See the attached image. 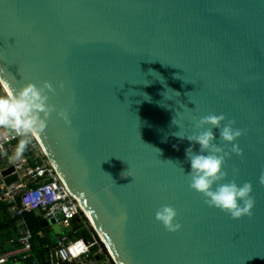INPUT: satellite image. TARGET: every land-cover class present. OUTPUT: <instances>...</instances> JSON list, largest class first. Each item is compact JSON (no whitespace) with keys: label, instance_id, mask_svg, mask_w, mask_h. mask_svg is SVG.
<instances>
[{"label":"water","instance_id":"1","mask_svg":"<svg viewBox=\"0 0 264 264\" xmlns=\"http://www.w3.org/2000/svg\"><path fill=\"white\" fill-rule=\"evenodd\" d=\"M0 69L10 93L48 81L68 109L70 126L53 112L37 138L115 264H264V0H0ZM209 114L246 130L225 171L253 185L251 219L189 188L200 146L174 134ZM163 205L177 233L156 221Z\"/></svg>","mask_w":264,"mask_h":264},{"label":"clouds","instance_id":"2","mask_svg":"<svg viewBox=\"0 0 264 264\" xmlns=\"http://www.w3.org/2000/svg\"><path fill=\"white\" fill-rule=\"evenodd\" d=\"M59 87L63 90L64 85L60 84ZM48 93L55 94V89L50 82L44 81L39 87L34 83H27L15 93L0 96V129L4 130L5 135L20 138L14 160L21 159L31 140L45 132L51 113L55 112L66 125H71L68 109L57 110L55 105L49 102ZM193 120L198 132L189 136L179 132L174 134L200 146L198 154L191 147L186 150L187 159L191 164V172L185 174L190 190L201 195L208 207L230 215L233 220L243 217L251 219L256 205L252 195L253 185L251 182L238 185L235 179L229 181L228 172L225 171L226 162L232 154L243 157V150L236 141L246 134V130L235 127L236 121L227 120L223 114H209L199 120ZM173 123L175 124V120ZM214 129L219 131V143ZM228 145L231 147L226 151ZM181 170L184 171L182 168ZM125 173V177L131 176ZM232 174L237 176L239 169H233ZM259 184L264 186V172L259 176ZM177 217L178 213L171 205H163L155 213L156 221L172 234L183 227Z\"/></svg>","mask_w":264,"mask_h":264},{"label":"built area","instance_id":"3","mask_svg":"<svg viewBox=\"0 0 264 264\" xmlns=\"http://www.w3.org/2000/svg\"><path fill=\"white\" fill-rule=\"evenodd\" d=\"M3 132L0 129V165L14 167L18 180L12 184L3 181L0 185V200L6 201L9 214L18 220L19 246L0 253V264H17L33 254V233L22 219L23 214L30 211H41L48 221L55 218L63 227L64 233L58 236L57 252L60 261L81 263L85 257H91L81 264H109L110 261L115 264L110 254L104 255L103 242L97 231L95 235L90 229L89 236L78 239L71 238L69 232H66L74 231V219L89 218L79 200L63 183L39 139L33 138L29 143L30 152L14 160L16 149L12 145L19 137L12 138ZM2 170L0 168V175ZM94 247L98 249L96 254L92 252Z\"/></svg>","mask_w":264,"mask_h":264},{"label":"trees","instance_id":"4","mask_svg":"<svg viewBox=\"0 0 264 264\" xmlns=\"http://www.w3.org/2000/svg\"><path fill=\"white\" fill-rule=\"evenodd\" d=\"M20 139V138H19ZM19 139L16 140L14 143L18 145L19 143ZM29 147L27 146L25 151L26 153H29L30 150L28 149ZM0 211H2L4 218H3V222L0 224V227H10L13 226V221L11 220L9 214H8V208L5 205H1L0 204ZM6 214H8V217L5 216ZM43 214V213H42ZM37 215L34 212H25L23 214L25 220L27 221L29 228L31 229L32 233H33V253L35 254V256H39V260L41 262V264H53L52 261V251L53 249L58 250V245L54 244L52 245L45 236L40 235L41 231H43V227H42V219H43V215ZM83 221L88 222V220L85 218V220H78V219H74L73 221V225H74V231L72 232V238H80V237H87L90 235V231L89 229H87L85 227V224H83ZM91 231L93 232V230L91 229ZM36 243L39 245L37 246ZM105 253L107 254V249L105 247L104 244H102ZM98 251V249L96 247L93 248L92 252L93 254ZM97 257V255H96ZM103 258V257H102ZM60 264H65L63 262H61Z\"/></svg>","mask_w":264,"mask_h":264},{"label":"crops","instance_id":"5","mask_svg":"<svg viewBox=\"0 0 264 264\" xmlns=\"http://www.w3.org/2000/svg\"><path fill=\"white\" fill-rule=\"evenodd\" d=\"M28 147H29V144H28ZM12 148L16 149L17 148V144L13 143ZM24 153H26V152H24ZM4 167L6 168V164L5 165H3V164L0 165V168L3 169L2 171L5 170ZM1 175H2V172H1ZM1 175H0V185L3 183V181H5L3 175L2 176ZM0 204L1 205L3 204V205H5L8 208V204L6 203V201L0 200ZM30 212H34L37 215H41L42 214L41 211H30ZM8 214H9V210H8ZM8 214H6L5 216L8 217ZM9 216H10L11 220L14 223H13V226H10V227H0V253L4 252L6 250H9V249H13L14 247L19 246V244L17 243V239H18V236H19L18 220L14 219L10 214H9ZM3 218H4V215H3L2 211H0V224L3 222ZM22 219L24 220L25 224L29 228V225H28L27 221L25 220L24 216L22 217ZM43 219H44V216H43ZM80 222H83V221H80ZM83 224H85V227L87 229L90 228L88 222H85V223L83 222ZM53 226L54 225L51 224V225L45 227L42 224V227H43L44 230L41 231L40 235L45 236L46 239L52 245H54V244L58 245V236L56 235L57 231L55 233L53 232ZM30 231H31V229H30ZM66 232H69V235L72 238V232L73 231L68 230ZM73 239H78V238H73ZM36 245L39 246L37 243H36ZM89 258H91V257H89ZM89 258L85 257L83 259V261H80V262L83 263L84 261H87ZM61 262L62 261H60V263ZM63 263H65V264H81V263H66V262H63ZM7 264H16V263L9 262ZM17 264H41V262L39 260V256H35V254L33 253L27 259L22 260L20 263H17Z\"/></svg>","mask_w":264,"mask_h":264},{"label":"rangeland","instance_id":"6","mask_svg":"<svg viewBox=\"0 0 264 264\" xmlns=\"http://www.w3.org/2000/svg\"><path fill=\"white\" fill-rule=\"evenodd\" d=\"M5 94H6V92L4 91L2 85H0V96H3ZM88 224H89L90 229H92L94 231V234L96 235V232H95L96 230L94 229V227L92 226V224L89 220H88ZM58 228H59V230H57V225H54L53 226V232L55 233L56 231H58V232H56V235L60 236L64 233V229L59 223H58ZM109 254H110L109 252H107V254H106L104 251L105 256H109ZM109 264H112L111 261L109 262Z\"/></svg>","mask_w":264,"mask_h":264},{"label":"bare ground","instance_id":"7","mask_svg":"<svg viewBox=\"0 0 264 264\" xmlns=\"http://www.w3.org/2000/svg\"><path fill=\"white\" fill-rule=\"evenodd\" d=\"M0 81H2L3 83H0L1 85H2V87H3V89H4V91L6 92V93H10L9 91H8V89H7V86H6V84L4 83V81H3V79L1 78V76H0ZM78 200H79V198L76 196V195H74ZM79 202H80V200H79ZM81 203V202H80ZM82 205V204H81ZM82 208H83V206H82ZM85 212H86V214H87V216H88V213H87V211L85 210Z\"/></svg>","mask_w":264,"mask_h":264}]
</instances>
